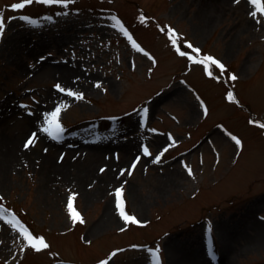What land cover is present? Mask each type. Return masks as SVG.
Listing matches in <instances>:
<instances>
[{"label": "rangeland", "instance_id": "374dc122", "mask_svg": "<svg viewBox=\"0 0 264 264\" xmlns=\"http://www.w3.org/2000/svg\"><path fill=\"white\" fill-rule=\"evenodd\" d=\"M20 2L0 0V155L35 138L0 166V264H173L174 248L264 264V13L250 0ZM205 56L224 69L194 62ZM57 108L61 131L46 133Z\"/></svg>", "mask_w": 264, "mask_h": 264}, {"label": "snow or ice", "instance_id": "6c2138e0", "mask_svg": "<svg viewBox=\"0 0 264 264\" xmlns=\"http://www.w3.org/2000/svg\"><path fill=\"white\" fill-rule=\"evenodd\" d=\"M34 0H22V2L20 3H14L11 5V8L12 9H22L24 8L26 5L28 4H31L33 3ZM40 2L42 3H48V4H64L65 6L71 4L73 2V0H40ZM236 2H239V0H236ZM250 3L251 4H254L256 5L257 7V10L260 12V13H264V5L261 4V0H250ZM251 15L253 17H255L257 15V12H252ZM146 21V18L141 16V22L144 23ZM118 23V22H117ZM122 28V26H121ZM3 30V21L0 20V32H2ZM125 35H127V33L125 32ZM170 36H172V44L173 45H176L177 41L175 39V35L174 33H171L170 32ZM129 39L131 40V37L129 36ZM133 47H136V44L135 42L133 41ZM188 48H193V46L189 43L188 44ZM177 51L179 52V54L181 56H184L186 55L185 52L183 51H180L179 48L177 49ZM194 52L196 53H199L200 52V49L198 48H195L193 49ZM191 58V57H190ZM206 61H210L211 64L213 65H217L219 68L221 69H224V65L219 61V60H216L214 59L213 57L211 56H205L203 58V60H197V61H194L195 63H205ZM211 74V73H209ZM229 79L231 80H236L237 77L235 75H231L229 77ZM97 87H100L99 84L96 85ZM57 88H59L60 91H64L63 88H60L59 85H57ZM68 95H72V96H76L77 94L74 93V92H71L69 91L68 92ZM81 98H82V94H81ZM228 98L231 100V99H234V97L232 96L231 93H229L228 95ZM60 112V109L57 108L56 111L54 113L51 114V119L47 121V126L44 127L43 131L46 132V133H52V132H59L61 131L60 127H59V124L56 123V117L58 116ZM260 127L264 128V124L260 125ZM34 138H35V133H33L32 137L28 138L24 144V147L25 148H28L29 146H31L33 143H34ZM232 139L236 142L237 145L240 144V141L235 137L233 136ZM145 153H147V149H145ZM160 159L159 156L156 157V160L158 161ZM133 168L135 167V164H133L132 166ZM101 171H104V169H101ZM188 173L189 175L192 174V171L191 169H188ZM124 173L122 172L121 175H123ZM128 174L130 175L131 172L129 171ZM121 196H122V189H117L116 191V203H117V207L120 211V215L123 217V219L126 221V222H132V223H139V221L134 217V216H130V215H126L125 214V211H124V201L121 199ZM75 197L72 196L69 198L68 200V208L71 212V218L73 219L74 222L76 221H79L81 223H83V221L80 219V215L78 212H76L74 209H73V204H72V201ZM4 213L2 210H0V216H3ZM9 223H12V221H9ZM24 236H25V239H27L28 241V244L33 248V249H36L37 251H40L41 249H47L49 247V245L47 243H45L44 239L43 238H39V239H34L31 235H29L28 233H24ZM157 251H159L157 249ZM113 255H115V253H113ZM102 264H106V262H102Z\"/></svg>", "mask_w": 264, "mask_h": 264}, {"label": "bare ground", "instance_id": "6f19581e", "mask_svg": "<svg viewBox=\"0 0 264 264\" xmlns=\"http://www.w3.org/2000/svg\"><path fill=\"white\" fill-rule=\"evenodd\" d=\"M58 70L60 72H63L65 76L72 72L70 68H66L64 66H59ZM24 144H25V139H23L22 142H18L19 147L16 148L17 145L15 144V148L13 150L7 152V154H5L4 152L1 153V155H0L1 165L0 166L2 167V169L8 168V166L11 164L14 165L17 162L21 161L22 158H24L20 154V152L24 148ZM18 150L20 151L19 154H18ZM22 154L26 157L25 161H27V159H29V156L24 151ZM65 167L66 166H62V168H60V170H64ZM87 174L88 173H86L84 176H87ZM109 221H111V217L107 216V215L101 219L102 223H106ZM169 251H170V244H169ZM177 252L178 251L176 250V248H174V260H172L173 264H181V263H177V257L178 256H184L183 258H185V259L187 258V260H185V262H187L188 264H196L195 262H197V260L194 257H192L191 255H190V257H187L184 254H180V252H178V254H176Z\"/></svg>", "mask_w": 264, "mask_h": 264}, {"label": "trees", "instance_id": "16d2710c", "mask_svg": "<svg viewBox=\"0 0 264 264\" xmlns=\"http://www.w3.org/2000/svg\"><path fill=\"white\" fill-rule=\"evenodd\" d=\"M118 118H119V117H118ZM116 119H117V118H116ZM116 119H103V120H99L98 124L100 123V121H105V120H106V121L108 120L109 122H110V121H111V122H115L114 120H116ZM108 121H107V122H108ZM100 124H104V122H101ZM106 124H107V123H106Z\"/></svg>", "mask_w": 264, "mask_h": 264}]
</instances>
